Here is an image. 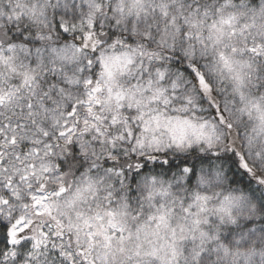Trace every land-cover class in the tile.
Returning <instances> with one entry per match:
<instances>
[{
	"label": "snow or ice",
	"instance_id": "6c2138e0",
	"mask_svg": "<svg viewBox=\"0 0 264 264\" xmlns=\"http://www.w3.org/2000/svg\"><path fill=\"white\" fill-rule=\"evenodd\" d=\"M0 264H264V0H0Z\"/></svg>",
	"mask_w": 264,
	"mask_h": 264
}]
</instances>
